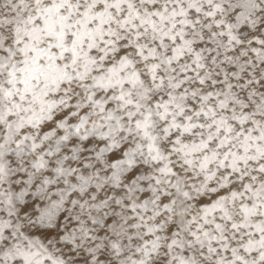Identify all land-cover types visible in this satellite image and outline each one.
Masks as SVG:
<instances>
[{"label": "snow or ice", "instance_id": "obj_1", "mask_svg": "<svg viewBox=\"0 0 264 264\" xmlns=\"http://www.w3.org/2000/svg\"><path fill=\"white\" fill-rule=\"evenodd\" d=\"M0 264H264V0H0Z\"/></svg>", "mask_w": 264, "mask_h": 264}]
</instances>
